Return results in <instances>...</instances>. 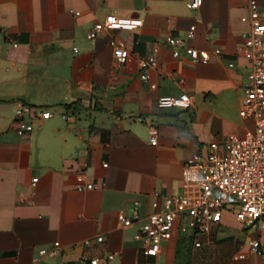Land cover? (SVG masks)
Listing matches in <instances>:
<instances>
[{"label": "crops", "instance_id": "0c3cea01", "mask_svg": "<svg viewBox=\"0 0 264 264\" xmlns=\"http://www.w3.org/2000/svg\"><path fill=\"white\" fill-rule=\"evenodd\" d=\"M191 1L0 0V264H75L81 255L99 264H264L244 243L257 235L264 244V231L242 227L229 212L210 235L175 232L157 256H145L133 239L140 222L124 227L117 220L120 210L133 209L142 219L156 195L181 194L187 158L254 127L239 115L249 70L245 3L202 0L192 8ZM256 1L264 19V0ZM110 12L141 25L90 39L93 24ZM192 25L185 43L210 61L194 63L183 48L174 58L165 44L185 39ZM111 38L129 51L122 65ZM154 46L158 65L143 80L137 61ZM214 48L221 49L217 57ZM182 93L190 106H159L161 97ZM20 105L33 110L25 117L31 132L16 130ZM88 182L95 187L77 189ZM55 241L56 256L43 252Z\"/></svg>", "mask_w": 264, "mask_h": 264}, {"label": "built area", "instance_id": "2783aa9c", "mask_svg": "<svg viewBox=\"0 0 264 264\" xmlns=\"http://www.w3.org/2000/svg\"><path fill=\"white\" fill-rule=\"evenodd\" d=\"M248 14L242 17L243 21L250 24L248 32L244 35L242 53L249 60V70L246 82L242 87V96L239 101V115L253 122V129L243 135L230 134L221 141H211L204 153H197L187 158L181 169L182 193L178 195H156L158 199L151 202L152 211L142 219L135 209L131 214L120 210L117 220L124 227H129L135 222H140L133 239L140 244L145 256H157L163 243L168 242L175 232L180 234L192 233L210 235L218 227L224 212H229L242 226L249 229L264 231V19L263 13L256 0H242ZM202 0H192L190 6L197 8ZM79 15L78 11H71ZM141 25L140 19L120 17L116 12L105 15L102 21L93 24L88 35L95 39L99 32L112 29H132ZM195 26L187 31L185 39L170 37L165 44L170 48L174 58L179 57L180 49L194 63L211 60L205 51L186 44V40L194 35ZM109 44L115 62L122 65L127 61L129 51L122 40L111 38ZM12 46H17L13 43ZM158 47L154 46L151 54L138 59L140 78H149L147 70L158 65ZM220 48H214V56H219ZM233 67V63L228 64ZM159 106L188 107L189 95L182 93L178 97L163 96L159 99ZM26 115H33V110L28 105H20L15 110L17 132L23 134L33 130V123L27 120ZM48 111H40L42 119L49 117ZM149 141L157 144V130L149 127ZM106 165V164H104ZM37 178H33V183ZM95 185L88 182L79 185V191L92 189ZM134 208L139 206L138 201H133ZM97 243L103 241V236L95 238ZM90 241H84L89 244ZM248 252L264 257V244L260 236H252L244 241ZM201 242L194 241V246L199 247ZM58 241L46 251L49 255L59 253ZM106 260L111 261L115 255L107 252ZM245 257V253L236 254V258ZM99 264L96 257L89 258L81 255L75 264Z\"/></svg>", "mask_w": 264, "mask_h": 264}, {"label": "trees", "instance_id": "16d2710c", "mask_svg": "<svg viewBox=\"0 0 264 264\" xmlns=\"http://www.w3.org/2000/svg\"><path fill=\"white\" fill-rule=\"evenodd\" d=\"M71 105H68L67 107L70 108Z\"/></svg>", "mask_w": 264, "mask_h": 264}]
</instances>
